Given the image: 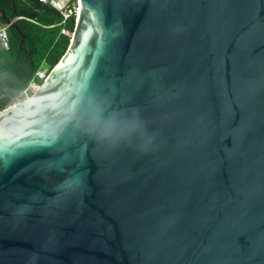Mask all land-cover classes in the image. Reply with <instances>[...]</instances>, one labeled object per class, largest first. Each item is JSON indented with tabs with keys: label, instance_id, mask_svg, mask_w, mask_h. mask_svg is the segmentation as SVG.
Wrapping results in <instances>:
<instances>
[{
	"label": "water",
	"instance_id": "1",
	"mask_svg": "<svg viewBox=\"0 0 264 264\" xmlns=\"http://www.w3.org/2000/svg\"><path fill=\"white\" fill-rule=\"evenodd\" d=\"M75 14L0 111V264H264V0Z\"/></svg>",
	"mask_w": 264,
	"mask_h": 264
},
{
	"label": "trees",
	"instance_id": "2",
	"mask_svg": "<svg viewBox=\"0 0 264 264\" xmlns=\"http://www.w3.org/2000/svg\"><path fill=\"white\" fill-rule=\"evenodd\" d=\"M0 11L14 17L22 34L8 28L10 47L0 49V111L17 103L30 87L41 86L45 78L42 67L51 70L67 52L76 17L63 23V17L52 6L39 0H0ZM6 25L0 16V28ZM25 42L21 45L23 38ZM47 65V66H46ZM50 70V71H51Z\"/></svg>",
	"mask_w": 264,
	"mask_h": 264
},
{
	"label": "built area",
	"instance_id": "3",
	"mask_svg": "<svg viewBox=\"0 0 264 264\" xmlns=\"http://www.w3.org/2000/svg\"><path fill=\"white\" fill-rule=\"evenodd\" d=\"M44 4H48L52 6L55 10H57L60 15L63 17V23H65L68 19H71L73 16H77L75 11L80 7V0H39ZM8 26L4 25L0 28V49L7 50L10 47V40L8 34ZM41 78L46 77V74L41 73L38 74Z\"/></svg>",
	"mask_w": 264,
	"mask_h": 264
},
{
	"label": "rangeland",
	"instance_id": "4",
	"mask_svg": "<svg viewBox=\"0 0 264 264\" xmlns=\"http://www.w3.org/2000/svg\"><path fill=\"white\" fill-rule=\"evenodd\" d=\"M46 66H47V65H46ZM50 70H51V68H49L48 66L45 68V70H44V67H42V69H41V73H42V75H43V74H46V77H47V75L49 74ZM46 77H44V78H46ZM37 88H38L37 86L32 85V86L30 87V92L33 94V93L37 90ZM32 94H31V95H32ZM31 95H30L29 93H27V92L23 93V95H21L20 98L17 100V103L20 102V101H23V100L27 99V98L30 97ZM12 105H13V104H12Z\"/></svg>",
	"mask_w": 264,
	"mask_h": 264
},
{
	"label": "flooded vegetation",
	"instance_id": "5",
	"mask_svg": "<svg viewBox=\"0 0 264 264\" xmlns=\"http://www.w3.org/2000/svg\"><path fill=\"white\" fill-rule=\"evenodd\" d=\"M5 13H6V12H5ZM6 17H7V18H11V19H13V20H16L13 16L10 17V16H7V15H6ZM2 18H3V17H2ZM3 20H4V18H3Z\"/></svg>",
	"mask_w": 264,
	"mask_h": 264
}]
</instances>
